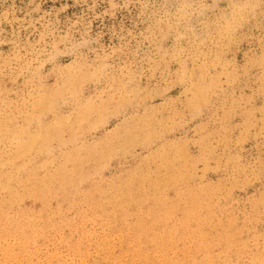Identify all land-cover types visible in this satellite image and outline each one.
I'll return each mask as SVG.
<instances>
[{"label": "rangeland", "instance_id": "rangeland-1", "mask_svg": "<svg viewBox=\"0 0 264 264\" xmlns=\"http://www.w3.org/2000/svg\"><path fill=\"white\" fill-rule=\"evenodd\" d=\"M0 264H264V0H0Z\"/></svg>", "mask_w": 264, "mask_h": 264}]
</instances>
